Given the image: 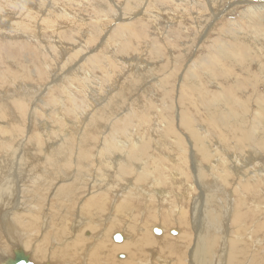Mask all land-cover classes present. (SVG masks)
<instances>
[{"label": "bare ground", "instance_id": "bare-ground-1", "mask_svg": "<svg viewBox=\"0 0 264 264\" xmlns=\"http://www.w3.org/2000/svg\"><path fill=\"white\" fill-rule=\"evenodd\" d=\"M53 1L55 2V0ZM72 1L80 6L85 4L84 7H88L89 4L88 0ZM125 1V8H122L124 13L138 12L141 17L137 20L140 19L142 24L133 22V19L132 22H124L123 19L124 23L119 24L111 33L100 36L99 45L102 46L95 44V47H99L96 52H92L91 56L83 55L80 58V63L74 69H70L72 67L70 63L75 59L77 61L79 55L83 54L81 49L83 45L78 44L75 48L73 47L74 49L64 45L62 41L69 39L66 32L75 25L74 29L72 28L73 31L68 34H72L73 39L83 38L84 45L88 49V46L96 41L97 35L106 29L108 14L113 13L109 11L110 7L107 3L104 2L100 11L94 12L100 17V20H93L94 24L99 25L96 35L91 32V27H94L93 23L89 21L91 19L86 21L83 18H78L77 12L72 15L65 6H62V10L58 11L57 7L50 6L46 0H0V40L5 39V43H8L5 45L9 47L10 42L7 40L21 34L34 39L37 43H42L43 48H46V45H51L53 49L56 48V54L61 56L62 61L64 60L60 69L63 71L68 64H70V68L66 69L67 72L63 73L64 76L61 74L58 76L54 70L59 68V63L55 61V64L53 62L54 70L49 71L50 75H47L46 71L44 77L51 78L52 83H56V86L62 89L61 92L67 104L64 106L73 109L88 103L86 100L79 103L80 101L76 100L74 93L72 94L71 90L67 88L68 83L72 87L73 81H76V89L79 93H84L87 100L90 101L89 108L91 110L90 116H87L86 112H82L84 116H81V113H75L78 122L76 124L79 126L72 125L73 127L70 128L71 124L69 125V122L64 120L65 115L60 114L59 108H57L58 110L53 108V106L59 105L62 99L61 96L54 93L56 89L49 85L51 89L53 88L52 92L48 93L47 97L39 95L38 102L42 105L41 107L35 105L32 111L36 116L38 113L41 115L51 114L54 121L61 124L62 128L58 126L50 130L44 122L39 123L38 121V129L30 135L34 142L30 148H27L23 144L24 140L23 142L19 140L21 139L19 133L22 131V125L20 121L19 123L15 120L14 112H27V101L33 93L35 96L38 91H41L28 87L29 79L25 72L20 77L16 76L18 72H15L16 74L10 72V83L14 86L13 90L0 84V118L9 116L7 119L10 121L6 120L4 125H0L2 126L0 130L4 129V132L9 135L6 136L7 138L5 137L6 139L4 138L3 142H0V260L11 254L13 256L12 250L20 246L23 251L32 253V256L29 255V261L35 264L47 262L50 264H264V189L259 187L260 183L264 184L262 179L264 177V26L259 24L262 16L257 13V11L264 13V3L262 2L264 0H257L262 4L244 8V11L240 10L239 13L236 11L239 19L234 17L235 19H228L225 26L219 25L217 28H212L214 36L203 47L206 52L199 54L197 51L196 59L192 58L185 73L180 74L179 80L182 81L183 89L188 94L183 98L186 108L182 109V112L180 111V123L183 128L185 127V130L180 131V134L187 130L194 141H202L203 150L201 149V153L204 161L211 163L212 157L214 158V162L210 165V170L207 169L206 174L210 175L213 170L223 172L217 176L220 180L218 183L215 177L213 178L214 184L206 183L199 186V194L194 197L191 195L190 205L186 204L184 209L174 202V200L177 201L178 196H181L180 193L177 195L165 188V184L172 182L175 184L174 179L176 180L174 175L171 177L173 181L168 178L162 169L169 170L164 166L163 159L170 156V151L166 154L165 150L168 148L173 152L175 150L173 146L178 147L177 149L181 146H179V138L178 141L176 140L178 144L172 143L173 145H170L171 142L169 143L167 140L170 133H176V131H171L176 128L169 127L166 130V125L164 129L158 123L163 118L167 119V116L159 114L157 117L154 114V111L158 110L155 104L157 94L164 92L162 83H155L156 87H152L150 93L145 88L147 85H141L147 79H154L155 73L158 76L162 73L161 79L164 77V71L169 72L166 74L168 77L175 75L178 70L177 60L175 61L172 57L173 54L170 53L169 56L167 55L166 63L152 68L142 60L143 52L140 53V56L138 53V57L135 58H128L125 55L127 59L124 60L117 54L113 56L115 53L113 50L118 44L120 46L127 44L130 51L135 49L131 38H136L139 42L142 37L146 39L144 33L146 25H155L159 22L158 19H164L167 24L173 23L172 30L181 32L176 35L174 40L172 39V41L178 42L187 36L191 24L198 26L202 18H206L209 23L213 18H222L228 10L234 12V8L238 7L240 3H253V1L162 0L164 5L170 7L168 8L170 10H166L167 12H164L163 15L156 13L159 10L158 7L161 6H157L160 2L153 4L152 0L148 3L143 0ZM98 2L100 1L98 0ZM98 4L96 5L99 6ZM93 6L95 7V4ZM15 9L19 14L14 12ZM13 13L16 14V18L12 17ZM165 13H167L166 16H164ZM248 23L252 25L250 26ZM46 30L52 31L51 36L46 37ZM94 30L95 28H93ZM202 30L201 27L200 32ZM242 30L247 32L244 33V37L239 36ZM226 31L229 32L231 40L230 37L227 38V35L226 39L223 38L222 34ZM55 33H57V37L53 36ZM166 40L164 43L167 42ZM25 44L30 46L28 42ZM79 47L81 48L79 49ZM142 49L148 51L146 46H142ZM35 51L40 52L39 49ZM152 52L149 50L147 53L152 55ZM156 53L152 56L157 57ZM257 53H260V56ZM46 54L42 53V63L46 60ZM45 64L47 63L45 62ZM2 65L4 66V64ZM178 66L180 67V65ZM200 67H206L202 73L192 70ZM88 70L91 73L94 70L102 72L104 82L109 83L104 94L111 92L109 97L102 98L99 93L90 88L92 86L88 85L85 80ZM231 74L242 76L241 86L249 87L250 97L246 95L236 101L232 84L227 88L224 87L221 92L205 90L204 83L225 80L230 78ZM2 76H5V81ZM7 76L3 72L0 73L1 83L6 82ZM100 80L99 82H101ZM8 83L6 84L10 85ZM88 86L90 87L88 88ZM176 91L178 90L176 89ZM151 93L156 95L154 100L151 99ZM130 95L133 98V106L130 104L127 107V109H131L129 113L120 118L117 117L114 119L115 121L111 122L116 111L123 105L129 104L127 101L131 99ZM160 104L161 109L168 107L164 99L160 100ZM49 106L52 110L49 109ZM194 109L199 114L203 113L204 117L200 115L206 127L203 125L204 128L201 126L196 129L197 126L194 125L195 121L193 122V117L190 114ZM75 112L77 111L75 110ZM177 114L179 115V113ZM156 117L157 119H155ZM197 117L195 118L197 119ZM135 121L137 122L134 124ZM105 126L109 128L108 133L103 131ZM211 131L215 134H212ZM115 138L121 139L119 141L124 143H115L113 140ZM123 138L125 140H122ZM206 138L212 140L211 142L214 144L207 142ZM128 139L129 143L126 141ZM185 144L183 145L185 146ZM149 146L154 147L158 153L154 160L155 167H148L147 162L135 164L134 161L137 157L145 156ZM93 147L98 148L94 151ZM180 149V151L176 150L178 154L172 164L181 163V160L185 159L183 154L186 150ZM234 149L237 151L236 154ZM41 151L47 157L44 161L37 155ZM239 163L241 164L238 166ZM219 165L222 166L221 170ZM133 171H136V174H131ZM159 174L165 179L160 178ZM238 174L240 179L235 184L233 176L238 178ZM248 174L253 175L252 180L255 182L245 183L242 181L250 178L251 175ZM131 175L135 176L132 180L128 178ZM95 176L101 180L106 178L103 180L106 181L105 184ZM222 181L228 186L235 184V187L232 188L239 192L241 197H244L233 205V209H237L241 205L246 206L245 210H236L234 218L236 217L237 221L235 220L233 223L236 227L231 228L227 234L224 233L223 221L231 207L230 194L223 193L226 189ZM211 182L213 181L211 180ZM181 185L184 187V184ZM197 185L199 184L197 183ZM186 186L189 187V185ZM253 191L257 200L248 202L247 200L250 198L247 197L251 196ZM172 196L173 198H171ZM225 196H228L229 199ZM259 196L262 197L260 203L258 202ZM164 208L165 212L162 211ZM172 218L173 222L177 223L175 226L171 225ZM251 220L252 224L248 225ZM96 224L102 226L96 228ZM116 233L121 235L120 241L113 240ZM145 247L156 248V255L150 252V255L145 256ZM218 249L222 252H219Z\"/></svg>", "mask_w": 264, "mask_h": 264}, {"label": "rangeland", "instance_id": "rangeland-1", "mask_svg": "<svg viewBox=\"0 0 264 264\" xmlns=\"http://www.w3.org/2000/svg\"><path fill=\"white\" fill-rule=\"evenodd\" d=\"M85 1H87V0H85ZM89 1V4H88V7H84L85 6V4H83V5H79V4H75L74 3V1H67V0H57V2H56V0H55V2L53 1V0H46V2L50 5V6H53V7H57L56 9L58 10V11H60V10H62V6H65L66 7V10L68 11V12H70L72 15L73 14H75V12H77V14H78V18H83V19H85L86 21H88L89 19H91V20H89L90 21V23H93V25H94V27H91V32H94L96 35L98 34V32H97V28H99V25H96V23L94 24V22H93V20H100V17L98 16V15H95V13H97L98 11H100L101 9L100 8H102L103 7V5L105 4V3H107V5L110 7V12H113V13H110L109 11V13L111 14H108V16H109V18H108V22H107V25H106V29L104 30V31H101L100 33H99V35H97V39H96V41L93 43V44H90L89 46H88V49H87V47L84 45V40H83V38H81V37H76L77 39H73L72 37H71V35L72 34H68V33H70V32H72L73 30H72V28L74 29V27H75V25L74 26H71L70 28V30H68L67 32H66V34L67 35H69V39H65V40H63L62 42H63V44L64 45H66L67 47H70V48H75L76 47V45H78V44H80L81 46L83 45V47L81 48V47H79V49L81 48L82 49V51H83V54H80L79 55V57L77 58V61H76V59H75V61H72L70 64H68L67 65V67H65L64 69H63V71L60 69V67H62V64H63V62H64V60L62 61V58H61V56L59 55H57L56 54V51H57V49L56 48H54L53 49V47L51 46V45H46V48L44 47L43 48V44L42 43H37L34 39H31V38H27L26 36H23V35H18V36H15L14 38H11V39H9V40H7V41H9L10 42V46L8 47V46H6L5 44H8V43H5L6 41H5V39H3L2 38V40H0V50H2V51H0V56H1V59H0V67H1V65L2 64H4V66H5V64H6V66L4 67L3 65H2V67L0 68V73H2L3 72V74H5V75H8L7 76V79H6V82H4V83H1V81H0V84L1 85H3V87H5V88H10V90H13L14 89V86H13V84L12 83H10V72H13V73H15L16 74V76L17 77H20V75H23L24 74V72H25V74L27 75H25L29 80H28V87L30 88H36L37 90H40L41 92H37L36 94H35V96L32 94V96L30 97V99L27 101V103H26V108H27V112H24V113H20L19 111H15L14 112V114H15V116H16V118H15V120H17L18 122L20 121L21 122V125H22V131L19 133V138H21V139H19V140H21L22 142H23V140H24V142H23V144H25V146H27V148L29 147H31V145H32V143L34 142V139H33V137H31L30 135H32L33 133H34V131L36 130V129H38V125H39V123H43L44 122V124L45 125H47L49 128H50V130H53L54 128H57L58 126H60L61 128H62V126H61V124H59L58 122H55L54 121V119H53V116L51 115V114H49V115H41L40 113H38V115L36 116V114L35 113H33V111H32V108H35V105L36 106H40L41 107V105L42 104H39V102H38V99H39V95H42V96H45V97H47V95H48V93H51L52 92V90H53V88L54 89H56V91H54V93L56 94V95H58V96H61V99H62V102L59 104V105H56V106H53V108H55V110H58L57 108H59V112H60V114H63V116H64V120L65 121H68L69 122V125H70V128H72L73 126L72 125H78L79 126V124H76V122H77V119H76V116H75V113H81L80 115L81 116H84V114L82 113V112H86V114H87V116H90V114H91V110H90V108H89V102L90 101H88L87 100V97L84 95V93H79L78 92V90L76 89V85H77V82L75 81H73V88L71 87V85H70V83H68L67 85L65 84V86H67V88L68 89H70L71 90V93L73 94L74 93V97L76 98V100L77 101H80L79 103H81V101L82 100H86L88 103H87V105H80V107H76L75 109H73V108H67L66 106H64V104H66L65 102H66V100L63 98V95H62V89L61 88H58L59 86H56V83H52V81H51V78H45L44 76H45V72L47 71V75H50V73L51 72H49V71H51V70H54V67H53V62H54V64H55V61H57L58 63H59V68H57V69H55L54 70V72L56 73L57 72V74H58V76H59V74H61V76L63 75L64 76V74L67 72L66 71V69H68V68H70V66H72L70 69H74L79 63H80V58H82L83 57V55L84 56H91V54H92V52L94 53V52H96V50H98L99 49V47H95L94 45L96 44V46L97 45H99V41H100V36L102 37V36H104V35H106V34H108V33H111L112 32V30L113 29H115L119 24H121V23H124V22H127V21H129V22H132V19H133V22H137L138 24H142V21H140V19L139 20H137L139 17H141L140 15H138V12H132V14H131V12H129L130 13V15H129V13L128 12H126V13H124V9L122 10V8H125V3H126V1L125 0H107V2H106V0L104 1V0H99L100 2H98V0H88ZM96 1V2H95ZM109 1V2H108ZM143 1H145L146 3H148V2H150L151 0H143ZM153 1V4L154 3H158V2H160V3H158L157 4V6H159V5H161V6H159L158 7V12H156L157 14H162L163 15V13L164 12H167V11H169L170 9H168V8H170L168 5H164L161 1L162 0H152ZM251 1H253V3L251 2V3H240V5H238V7H236L237 8V10H236V8H234V12H233V10L232 11H230V10H228L227 11V13L225 14V15H223L222 16V18H213L209 23H207V19L206 18H202L200 21H199V23H198V26H196V25H194V24H191V26L189 27V30H188V33H187V36L186 37H184V39H182V40H179L178 42H174V41H172V39L174 40V38L176 37V35L177 34H179V33H181L179 30H172V28L174 27V24L173 23H166L165 22V20L164 19H158L159 20V22H157V24H155V25H150V24H147L146 25V31L144 32L145 33V38L146 39H143V37H142V40H140V42L138 41V39H136V38H131V40L133 41V44L135 45V49L133 48L132 49V51H130L129 50V46H127V44H125V45H123V46H120V44H118L117 46L115 45V50H113V51H115V53L113 54V56L114 55H116L117 54V56L118 57H120V58H124V60L125 59H127L126 57H125V55L128 57V58H135V57H138L137 56V54L140 56V53L142 54V52H143V55H142V57H143V61H145L146 63H147V65H151V66H149V67H152V68H154V67H156V65H157V67H159V66H161L163 63H166V61L168 60V58H167V55L168 54H170V53H172L173 55H172V57H173V59L176 61V67H178V70H177V72L175 73V75H173V76H171V77H168V76H166V74L167 73H169V72H167V71H164L163 73H164V77L166 76V78L164 79V80H162L164 77H162V79L160 78V76L161 75H163L162 73L160 74V76H158V74L157 75H155L154 74V76H153V78L154 79H152V80H150V79H147L146 81H147V83H145V82H143L141 85H143L144 84V86H146L145 88H147L148 89V91L147 92H151L152 91V87H156V84L155 83H162V86H163V89H164V92H159L157 95H158V97L155 99V97H156V95L155 94H153V93H151V96H152V98L151 99H155V104H156V107L158 108V110H155L154 111V114H156L155 116H159V114H162L163 116H167L166 118L167 119H162V120H160L159 122H158V120H157V122L159 123V125L160 126H162L164 129H165V125H166V130H167V128H171L172 129V127L174 128H176V129H172L171 131H176V135L174 134V133H170L171 135L168 137L167 135H169V134H167L166 136H167V140H168V142L170 143V145H173L172 143H176V144H178V142H176V140L178 141V138H179V141L180 142H182V143H180L179 142V146H181L180 148H182L184 151L186 150V152L183 154V157H185V159L183 158V160H181V163L183 164H181L180 162L179 163H176V164H172V162H173V160H175V156H177V154H178V152L176 151V150H178V151H180L181 149L179 148V149H177L178 147H176V146H173V149H175L173 152H172V150H169L168 148L165 150V153L167 154L168 153V151H170V156L167 158V159H163V162H164V166L165 167H167V168H169V170L173 173H171L170 174V171L168 170V169H164V168H162L163 170H164V174H166V176L168 177V178H171V177H173L172 175H174V176H176V180L174 179V183L175 184H173V182L171 183V184H165V188L167 189V190H169V191H171L172 193H176L177 195H178V193H180L179 195H181V196H178L177 197V201H175L174 200V202H176L180 207H182L181 209H184V206L187 204V206H189L190 205V198H191V195H192V197H194V195L195 196H197L198 194H199V191H200V187L199 186H203V184H206V183H208V184H214L215 183V181L213 180V178H215L216 177V182L218 183V180H219V177L217 178V176H218V174L220 175V173H223V172H220V171H218V170H213L212 171V173L209 175L208 173L206 174V172H207V169H209L210 170V165H212V162H214L213 160H214V158L212 157V159H211V163H209V162H206V161H204L203 159H202V148H203V146L201 145V142L202 141H194L193 139H192V137H191V135L187 132V130L185 131V132H181V134H180V131H183V130H185L184 128H183V125H181V123H180V120H181V112H182V109H185L186 107V105L183 103V98L184 97H186V96H188V94L184 91V89H183V84H182V81H180L179 80V78H180V74H184L185 73V70L187 69L186 67H188V63H191L190 62V60L193 58V60L194 59H196L195 58V54L197 53V51L199 52V54H201L202 52H206V50L205 49H203V47L205 46V45H207V43L210 41V39H211V37L212 36H214V32L211 30L212 28H217L219 25H222V26H225V24H226V21L228 20V19H235V18H238L239 19V16H237V14L239 13V11L241 10V11H244V8H247V7H250V6H252V5H259V4H262V3H260L261 1H257V0H251ZM95 2V3H94ZM105 2V3H104ZM263 3H264V1H262ZM99 3V4H98ZM110 3V4H109ZM194 3V2H193ZM257 3V4H256ZM93 4H95V7L93 6ZM96 4H98L99 6H97ZM117 4V5H116ZM112 5V6H111ZM115 7H114V6ZM119 5H121V6H119ZM119 6V7H118ZM99 7V8H98ZM106 7V6H105ZM121 7V8H120ZM243 7V8H242ZM253 7H255V6H253ZM98 8V9H97ZM117 8V9H116ZM161 8H163V9H161ZM223 9H224V6L222 7ZM89 9V10H88ZM92 9H94V10H92ZM165 9V10H164ZM119 10H120V12H119ZM121 10H122V12H121ZM163 12H162V11ZM167 10V11H166ZM230 11V12H229ZM238 13H237V12ZM14 12H17V9H15L14 10ZM82 12V13H81ZM84 12H85V14H84ZM95 12V13H94ZM114 12H116V13H114ZM120 14H119V13ZM233 12V13H232ZM224 13V12H223ZM237 13V14H236ZM257 13H258V15H261L262 16V18H261V22H259V24H261V26H264V13L263 12H259V11H257ZM17 14H19V12H17ZM87 14V15H86ZM113 14H115V15H113ZM119 14V15H118ZM126 16H125V15ZM128 14V15H127ZM166 14L167 13H165L164 14V16H166ZM122 15V16H121ZM124 15V16H123ZM164 16H162L163 18H165ZM194 16H196V15H194ZM226 16H228V17H226ZM12 17H14V18H16V14L15 13H13V16ZM116 17V18H115ZM124 17V18H123ZM126 17H128V18H126ZM235 17V18H234ZM110 19V20H109ZM120 19V20H119ZM124 19V20H123ZM128 19H130V20H128ZM216 19H217V21H216ZM124 22H123V21ZM142 20V19H141ZM110 22H114V23H110ZM119 22V23H118ZM141 22V23H140ZM117 23V24H116ZM252 23V22H251ZM96 25V26H95ZM248 25H252V24H250V23H248ZM108 26V27H107ZM201 27L203 28V30L200 32V29H201ZM83 28V27H82ZM93 28H95V30L93 31ZM250 28V27H249ZM96 31V32H95ZM160 32V33H159ZM51 33H52V31H50V30H46V37H49V36H51ZM159 33V34H158ZM247 33L246 31L245 32H243V30L242 31H240V33H239V36H241V37H244L245 36V34ZM102 34V35H101ZM165 34H167V35H165ZM224 37L223 38H225L226 39V37L227 38H229L230 37V34H229V32H225L224 34H222ZM227 35V36H226ZM53 36H55V37H57V33H55ZM80 36V35H79ZM163 37V38H162ZM18 38V39H17ZM81 38V39H80ZM169 38V39H168ZM72 39H73V41H72ZM165 39H167L166 41V43H164L165 41ZM76 42H75V41ZM82 40V41H81ZM148 40V41H147ZM162 40H163V42H162ZM171 40V41H170ZM230 40H231V37H230ZM71 41V42H70ZM84 41V42H83ZM15 42V43H14ZM26 42H28L29 44H30V46L28 47V45L27 44H25ZM146 42V43H145ZM181 42V43H180ZM14 43V44H13ZM83 43V44H82ZM150 45H149V44ZM38 44V45H37ZM140 44V45H139ZM145 44V45H144ZM15 45H17V46H15ZM37 45V46H36ZM75 45V46H74ZM147 45H149V46H147ZM35 46H36V48H35ZM93 46V47H92ZM100 47L102 46V45H99ZM119 46V47H118ZM142 46L144 47V46H146L147 47V52H149V50H152L153 52H152V55L154 54V53H156L157 54V57H153L152 55H150L149 53H147L145 50H143L142 49ZM7 47V48H6ZM41 47V48H40ZM90 47V48H89ZM95 47V48H94ZM153 47H155V48H153ZM2 48H4V49H2ZM26 48H29V49H26ZM73 48V49H74ZM78 48V47H77ZM116 48H117V50H116ZM40 50V52H37V51H35V50ZM46 49V50H45ZM102 49V48H101ZM122 49H123V51H122ZM137 49V50H136ZM167 49V50H166ZM85 50V51H84ZM89 52H88V51ZM140 50H141V52H140ZM143 50V51H142ZM162 50V51H161ZM7 51V52H6ZM48 51V52H47ZM1 52H2V54H1ZM47 53L46 55H47V57H46V60H45V62L47 63V64H45V62L44 63H42V53ZM53 52V53H52ZM121 52H124L123 54L121 53ZM6 53V54H5ZM37 53V54H36ZM126 53V54H125ZM203 53V54H204ZM120 54H121V56H120ZM259 56H260V53H257ZM53 55V56H52ZM82 55V56H81ZM134 55V56H133ZM6 56V57H5ZM169 56V55H168ZM56 57V58H55ZM19 58H20V60H21V62H20V60H19ZM4 59V60H3ZM18 59V60H17ZM56 59V60H55ZM162 60V61H161ZM79 61V62H78ZM164 61V62H163ZM6 62V63H5ZM12 62V63H11ZM76 64H75V63ZM78 62V63H77ZM8 63V64H7ZM15 63V64H14ZM17 63V64H16ZM13 64V65H12ZM18 64H21V65H18ZM37 64V65H36ZM15 65H16V67H15ZM70 65V66H69ZM154 65V66H153ZM178 65H180V67L178 66ZM187 65V66H186ZM29 67V69L31 70H29L28 69V67ZM45 66V67H44ZM175 67V68H176ZM185 67V68H184ZM11 68V69H10ZM14 68V69H13ZM18 68V69H17ZM46 68H48V69H46ZM205 68L206 67H200V68H193L192 70H194L195 72H199V73H202L204 70H205ZM3 69V70H2ZM14 71H13V70ZM21 69V70H20ZM23 69H25V70H23ZM32 69H33V71H32ZM60 71H59V70ZM199 69V70H198ZM11 70V71H10ZM18 70V71H17ZM64 70H65V72H64ZM109 70V69H108ZM2 71V72H1ZM19 71H20V74H19ZM95 71V72H94ZM92 73H91V71L90 70H88V76H86L85 75V80H86V82H87V84L88 85H90V86H92V87H90V86H88V88L90 87V88H93V90H95L97 93H99V95L102 97V98H104V96L105 97H109L112 93L110 92L109 94H104V92L105 91H107V87L106 86H109L108 84L109 83H107V82H104V80H103V77H102V72H100L99 70H94ZM31 74H30V73ZM59 72V73H58ZM90 72V73H89ZM64 73V74H63ZM90 74V75H89ZM99 76H98V75ZM100 74H101V77H100ZM117 74V73H116ZM115 74V75H116ZM43 75V76H42ZM94 76V77H93ZM3 78L2 79H4V81H5V76H2ZM90 77V78H89ZM116 77V76H115ZM114 77V78H115ZM156 77V78H155ZM9 78V79H8ZM61 78V77H60ZM98 78V79H97ZM99 78H102L101 80L99 79ZM92 79H93V82H92ZM170 79H172V80H170ZM91 80V81H90ZM94 80H95V82H94ZM99 80L102 82H99ZM150 80V81H149ZM10 83V85H7L6 83H8V82ZM41 81V82H40ZM47 81V82H46ZM98 81V82H97ZM149 81V82H148ZM154 81H156V82H154ZM92 82V83H91ZM179 82V83H178ZM8 83V84H9ZM50 83V84H49ZM90 83V84H89ZM100 85H99V84ZM103 83H105L106 85H104ZM178 83V84H177ZM236 83H238V84H236ZM242 83H243V78H242V76H239V75H235V74H231V76H230V78H227V79H225V80H214V81H212V83H204L203 84V86H204V88H205V90H207V91H210V92H213V91H215V90H217V91H215V92H218V91H220L221 92V90L225 87V88H227V86L229 85H233V94L235 95V97H236V101H239L240 100V98L242 97V98H244V97H246V95L248 96V97H250L249 96V93H248V90H249V87H247V86H241L242 85ZM53 84V85H52ZM96 84V85H95ZM234 84H236V85H234ZM36 85V86H35ZM39 85V86H38ZM49 85L50 86H53V88L51 89V87H49ZM95 87H94V86ZM102 85H103V87H102ZM41 86V87H40ZM159 87H160V85H158ZM235 86H237V87H235ZM240 86V87H239ZM39 87H40V89H39ZM46 87H49V88H47L46 89ZM102 87V88H101ZM105 88V89H104ZM179 88V89H178ZM1 89V88H0ZM42 89H44V90H42ZM51 89V90H50ZM99 89V90H98ZM100 89H101V91H100ZM103 89V90H102ZM176 89L178 90V91H176ZM182 89V90H181ZM92 90V91H93ZM155 90H157L158 91V89H156L155 88ZM235 90V91H234ZM223 91V90H222ZM42 92H43V94H45V95H43L42 94ZM45 92V93H44ZM47 92V93H46ZM103 93V94H102ZM148 93V94H149ZM178 93V94H177ZM227 93V92H226ZM242 93V94H241ZM103 95V96H102ZM177 95V96H176ZM192 95V94H191ZM237 95H238V97H239V99H238V97H237ZM132 95H130L129 96V98H131L129 101H127V102H129V104L127 103V104H125V105H123L118 111H116V114H115V116L113 117V118H111V122L112 121H115L114 119H116L117 117L118 118H120L122 115H124V114H126V113H129V111L131 110V109H127V107L128 106H130V104L133 106V103H132V97H131ZM232 96V95H231ZM255 96V95H254ZM257 96V95H256ZM137 97V96H136ZM171 98V99H170ZM182 98V99H181ZM81 99V100H80ZM161 99H164L165 101H166V103H167V105H168V107H166V108H163V109H161L160 108V106H161V104H160V100ZM171 101H170V100ZM238 99V100H237ZM64 100V101H63ZM157 100V101H156ZM179 100V101H178ZM31 101H32V105H31ZM37 101V102H36ZM176 101V102H175ZM256 101V100H255ZM173 102V103H172ZM35 103H38L39 105H37V104H35ZM177 103V104H176ZM183 103V104H182ZM62 104V105H61ZM173 104V105H172ZM67 105V104H66ZM177 105V106H176ZM180 105V106H179ZM182 105V106H181ZM63 106V107H62ZM184 106V107H183ZM28 108H31V109H28ZM80 108H82V109H80ZM85 108V109H84ZM134 108V107H133ZM49 109H51L52 110V108L49 106ZM63 111H62V110ZM67 109V110H66ZM78 109H79V111H78ZM88 109V110H87ZM127 109V110H126ZM161 109V110H160ZM54 110V109H53ZM69 110V111H68ZM72 110H73V115H72ZM75 110L77 111V112H75ZM84 110V111H83ZM31 111V112H30ZM158 111V112H157ZM160 111V112H159ZM178 111V112H177ZM181 111V112H180ZM29 112V113H28ZM162 112V113H161ZM201 112V111H200ZM31 113H32V115H31ZM121 113V114H120ZM133 113V112H132ZM158 113V114H157ZM164 113V114H163ZM177 113H179V115L177 114ZM89 114V115H88ZM153 114V115H154ZM191 114V116L193 117V122H194V125L195 126H197L196 127V129H199V128H201V126H202V128H204V127H206L205 125H204V121L201 119V115L204 117V115H203V113L201 112L200 114L198 113V111L196 110V109H194V111L193 112H191L190 113ZM195 114V115H194ZM118 115V116H117ZM175 115V116H174ZM27 116V117H26ZM29 116V117H28ZM197 117V116H199V117H197V119L195 118V117ZM252 116V114L250 115V117ZM18 117V118H17ZM42 117V118H41ZM44 117V118H43ZM46 117V118H45ZM49 117V118H48ZM157 117L155 118V119H157ZM175 117V118H174ZM7 118H9V116L8 117H4V118H0V125L1 124H3L4 125V123H6V120H8ZM30 118V119H29ZM32 118V119H31ZM41 118V119H40ZM35 119V120H34ZM25 120H27V121H25ZM52 120V121H51ZM167 120V121H166ZM175 120V121H174ZM196 120H198V122H196ZM3 121V122H2ZM33 121V122H32ZM38 121H39V123H38ZM55 123H54V122ZM174 121V122H173ZM8 122H10L9 120H8ZM19 122V123H20ZM26 122H27V124H26ZM74 124H73V123ZM137 121H135L134 122V124L136 123ZM162 122V123H161ZM168 122H169V124H168ZM176 122V123H175ZM200 122V123H199ZM33 125H32V124ZM78 123V122H77ZM81 123V122H80ZM164 123V124H163ZM171 123V124H170ZM175 123V124H174ZM28 124H31V125H28ZM199 124V125H198ZM24 125V126H23ZM51 125H52V127H51ZM169 125H172V126H169ZM203 125H204V127H203ZM27 126V127H26ZM33 127V129H31L32 127ZM77 126V127H78ZM4 127V126H3ZM59 127V128H60ZM0 128H2V126H0ZM60 128V129H61ZM103 128H105V130H103L104 132L106 131H108L109 130V128L108 127H103ZM102 128V129H103ZM106 128H107V130H106ZM179 128V129H178ZM183 128V129H182ZM181 129V130H180ZM200 131V130H199ZM29 132V133H28ZM32 132V133H31ZM42 132V131H41ZM105 132V133H106ZM211 132H213V131H211ZM44 133V132H43ZM108 133V132H107ZM212 134H215L214 132L212 133ZM4 136V137H3ZM8 137L9 135L8 134H6L5 132H4V129H1L0 130V142H3L4 141V138L5 137ZM20 136H22V137H20ZM27 136L28 137V139H27V137L25 138V137ZM175 136H176V139H175ZM180 136V137H179ZM182 136V137H181ZM6 137V138H7ZM5 138V139H6ZM32 138V139H31ZM172 138V139H171ZM181 138V139H180ZM175 139V140H174ZM207 139V140H206ZM205 140L208 142H210V143H212V144H214L213 142H211L212 140H208V138H206ZM27 142H26V141ZM113 140H115V143L117 142L118 144L119 143H124V142H122V141H119V140H121V139H118V138H115V139H113ZM122 140H125L124 138L122 139ZM169 140H171V141H169ZM186 140V141H185ZM201 140V139H200ZM127 141V143H129V139L128 140H126ZM173 141V142H172ZM175 141V142H174ZM185 142H186V144H185ZM194 142V143H193ZM197 142V143H196ZM200 143V144H199ZM209 143V144H210ZM183 144H185V146L183 145ZM198 144V145H197ZM152 145V144H151ZM183 145V146H182ZM211 145V144H210ZM131 146V145H130ZM129 147V146H128ZM175 147V148H174ZM96 148V149H95ZM97 148L98 147H93V150L94 151H96L97 150ZM202 149V150H201ZM194 150H196V151H194ZM234 153L236 154L237 153V151L234 149ZM175 152V153H174ZM194 152H195V154H194ZM149 153V154H148ZM188 153V154H187ZM151 154H153V155H151ZM157 151L154 149V147H151V146H149L148 147V150L145 152V156H143V157H137V159H136V161H137V163H136V161H134V163L135 164H141V162H144V163H146V165H148V167H155V162H154V160L156 159V156H157ZM171 154H174L173 156L171 155ZM38 158L39 159H42V161H44L47 157H46V155L44 154L43 155V152L41 151V152H39L38 154ZM150 155H151V157H150ZM197 155V156H196ZM0 156H1V154H0ZM39 156H42L41 158L39 157ZM44 157V158H43ZM196 157V158H195ZM1 158V157H0ZM143 158V159H142ZM188 158V159H187ZM240 158V157H239ZM147 159V160H146ZM152 159V160H151ZM198 159V161H196ZM191 160V161H190ZM47 161V160H46ZM140 161V163H138ZM189 161V162H188ZM195 161V162H194ZM242 163V162H241ZM241 163H239L238 164V166L241 164ZM186 164V166H184ZM205 164V165H204ZM235 164V163H234ZM177 165H181V166H177ZM189 165V166H188ZM195 165V166H194ZM198 165V166H197ZM218 165V164H217ZM161 166H163V164H161ZM205 166V167H204ZM207 166V167H206ZM193 167H194V169H193ZM196 167H197V169H196ZM219 167V169L221 170V168H222V166L221 165H219L218 166ZM204 168H206V169H204ZM245 168V167H244ZM199 169V170H198ZM199 172H198V171ZM191 171V172H190ZM243 171V169L241 170V172ZM201 172V173H200ZM216 172V173H215ZM218 172V173H217ZM185 173V174H184ZM200 175H199V174ZM131 174H136V171H133V173H131ZM176 174V175H175ZM197 174V175H196ZM188 175H189V177H188ZM199 175V176H198ZM215 175V176H214ZM248 175H251V176H249L250 178L249 179H244V180H242L243 182H245V183H250V182H255L254 180H252L253 179V175L252 174H248ZM159 176H160V178H162V179H165L161 174H159ZM198 178H196V177ZM209 176V177H208ZM212 176H214V177H212ZM135 176L134 175H131V176H129L128 178L129 179H133ZM195 177V178H194ZM212 177V178H211ZM230 177H232V176H230ZM234 177V183L236 184V183H238V179H240V176H239V174L237 175V177L238 178H236L235 176H233ZM252 177V178H251ZM95 178H98L97 176H95ZM104 179H106V178H104ZM103 179V180H104ZM193 179H195V180H193ZM263 180H264V177L262 178ZM98 180L100 181L101 179H99L98 178ZM103 180H101L100 182L101 183H104V182H106V181H103ZM171 180H172V178H171ZM200 180V181H199ZM211 180L213 181V182H211ZM173 181V180H172ZM177 181V182H176ZM195 181H197V182H195ZM220 181V180H219ZM250 181V182H249ZM188 182V183H187ZM195 182V183H194ZM223 182V184H224V181H222ZM197 183L199 184V185H197ZM105 184V183H104ZM181 184H184V187H183V185H181ZM189 185V187L188 186H186V185ZM191 184V185H190ZM235 184L233 185V186H231V185H229L228 186V184L227 183H225L224 184V187H225V189H226V191H225V189H223V191H225V192H223L225 195H226V192L227 193H229L230 194V205H231V207H230V210H228V214L226 215V216H224V227H225V234H227V233H229L230 231L229 230H231V228L233 229V228H235L236 226L233 224L234 222H235V220L237 221V219H236V217L234 218V215H235V213H236V210L237 209H241V210H245V207L246 206H244V205H241V207H238L237 209H233V205H235L240 199H243L244 197H241L240 196V194H239V192H237L236 190H234V188H232V187H235ZM171 185H173V186H171ZM197 185V186H196ZM226 185V186H225ZM172 188H171V187ZM193 187V189H192V187ZM188 187V188H187ZM259 187L260 188H262L263 187V189H264V184L263 183H260L259 184ZM162 188H164V187H162ZM199 188V189H198ZM171 189V190H170ZM175 189V190H174ZM184 189V190H183ZM188 189V191H186V190ZM232 190V191H230V190ZM181 190V191H180ZM189 190H191V191H189ZM192 190H193V192H192ZM186 191V192H185ZM189 192V193H188ZM232 192V193H231ZM233 192H234V194H233ZM187 193V194H186ZM235 193H237V194H235ZM251 193H253L251 196H249V197H247V196H245V197H247V198H250V199H248L247 201L248 202H252V201H254V202H256L255 201V199H256V196L254 195V191L253 192H251ZM184 194V195H183ZM186 194V195H185ZM190 194V195H189ZM231 194H232V196H231ZM190 196V197H189ZM238 196H240V197H238ZM261 196L263 197V194H261ZM261 196H259L258 197V202L260 203V202H262V197ZM184 197V198H183ZM227 199H229V197L228 196H225ZM171 198H173V196L171 197ZM183 199H184V201H183ZM173 200V199H172ZM186 200V201H185ZM257 200V199H256ZM178 201H180V202H178ZM181 201H183V202H181ZM173 205H175V203H173ZM220 205V204H219ZM243 207H244V209H243ZM167 208V207H166ZM162 211H164L165 212V208L162 210ZM230 212V213H229ZM111 213H113V212H111ZM162 214V213H161ZM230 215V217H228ZM233 215V216H232ZM225 217H228V218H225ZM143 219V218H142ZM232 222V223H231ZM177 223L176 222H173V218H172V226H175ZM252 224V220L248 223V225H251ZM98 225H99V227H98ZM96 224L95 225V227L96 228H100L102 225H100V224ZM86 226V225H85ZM84 226V227H85ZM144 226V225H143ZM146 226V225H145ZM83 227V228H84ZM82 228V229H83ZM149 228V227H148ZM251 228H252V226H251ZM250 228V229H251ZM98 232V231H97ZM153 236H155L154 234H152ZM155 237H157V236H155ZM115 241V240H114ZM157 250H156V248H149V247H145L144 248V252H145V256L146 255H150V252H151V254H155L156 255V252ZM218 251L219 252H222L221 250H219L218 249ZM161 255V254H160Z\"/></svg>", "mask_w": 264, "mask_h": 264}, {"label": "water", "instance_id": "water-1", "mask_svg": "<svg viewBox=\"0 0 264 264\" xmlns=\"http://www.w3.org/2000/svg\"><path fill=\"white\" fill-rule=\"evenodd\" d=\"M156 231V229H154ZM122 239L121 235L119 233H116L113 236V240L115 241H120ZM12 254L10 256H6L2 260H0V264H35L32 261H29V255L32 256V253L30 252H25L21 249L20 246L16 247V249L12 250ZM45 264H50L49 262Z\"/></svg>", "mask_w": 264, "mask_h": 264}]
</instances>
